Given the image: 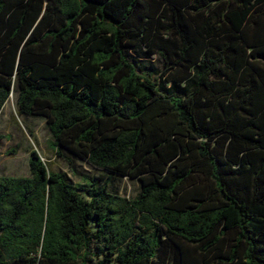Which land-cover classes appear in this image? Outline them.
<instances>
[{"label":"trees","instance_id":"trees-1","mask_svg":"<svg viewBox=\"0 0 264 264\" xmlns=\"http://www.w3.org/2000/svg\"><path fill=\"white\" fill-rule=\"evenodd\" d=\"M12 93L68 171L0 175V264H264V0H0Z\"/></svg>","mask_w":264,"mask_h":264},{"label":"rangeland","instance_id":"rangeland-1","mask_svg":"<svg viewBox=\"0 0 264 264\" xmlns=\"http://www.w3.org/2000/svg\"><path fill=\"white\" fill-rule=\"evenodd\" d=\"M129 57L141 65L143 69L153 70L159 74L162 65L156 55H148L144 48L137 47L128 52ZM17 94L12 93L0 113V175L27 176L30 175L29 155L36 149L43 159L50 163L52 169L68 171L66 162L56 156L53 149V138L42 116H17ZM73 160L76 168L88 172L101 180L108 172L89 165L84 160L66 152ZM112 188L127 197L135 196L139 191L137 179L125 176L112 178Z\"/></svg>","mask_w":264,"mask_h":264}]
</instances>
